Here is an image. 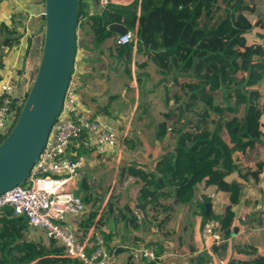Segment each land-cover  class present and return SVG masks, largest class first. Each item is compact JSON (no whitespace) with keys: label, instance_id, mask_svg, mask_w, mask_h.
Returning <instances> with one entry per match:
<instances>
[{"label":"crops","instance_id":"obj_1","mask_svg":"<svg viewBox=\"0 0 264 264\" xmlns=\"http://www.w3.org/2000/svg\"><path fill=\"white\" fill-rule=\"evenodd\" d=\"M134 1L121 3L114 0L110 3L125 6ZM253 1L255 14L252 21L264 23V0ZM93 3L97 7L94 0ZM102 12L99 9L95 14ZM92 16L95 15H84L83 29L81 19L78 20L73 80L91 118L99 125L109 124L118 133L126 131L128 135L122 150L115 147L100 152L87 144V136L72 142L68 151L84 158L75 193L83 200L85 210L79 215H66V224L77 233L79 240H87L88 253L92 250L91 236L102 234L114 264H254V257L264 252V230L259 220L264 207V166L258 181L246 183L240 193H222L209 185V167L190 176L178 191L167 186L160 178L161 173L155 170L157 162L167 152H173L175 175H185L196 163L208 160L202 158L207 143L196 145L193 139H187L182 145V138L168 131L171 123H167L165 133L160 134V123L165 120V114L179 105L175 102L171 105L172 101L167 100L171 97L168 90L172 81H179L175 72L161 69L146 54L136 53V49L133 52L132 47L130 54L122 53L115 45L117 34L111 32L102 38L101 34L95 33ZM137 24L138 20L132 31ZM256 32L264 36V29L254 27L251 34ZM43 35L44 0H0V80H14L18 84V95L34 76ZM253 38L251 36L249 41ZM81 39L84 43L79 45ZM220 148L219 143L213 147V159L217 158ZM231 160L235 164L241 163ZM258 161L264 162L256 159L251 165L242 164L254 166ZM218 166L212 169L218 171ZM129 169L152 173L156 177L157 190L172 191L169 197L159 199L157 208L149 210L145 204L148 220L137 207L134 198L137 189L130 190L134 179L133 187L141 176L134 175ZM237 176L233 166L225 179L232 181ZM116 183L122 195L111 200ZM125 204L131 208L136 220L132 221L130 212L124 209ZM167 214L168 221L159 227L158 222ZM209 214L221 215L220 219L227 225L223 227L225 238L220 243L202 234L203 221L210 218L207 217ZM151 216L157 218L153 220ZM142 223L146 224L143 228ZM47 240L45 234L32 228L23 216L12 215L9 209L0 214V264L5 258L10 262L17 258L22 264L20 257L30 254L33 246L41 244L40 247L46 249L54 242ZM151 242L158 244L156 261L133 263L130 250ZM58 256L62 257L61 254ZM76 262L71 259L55 264Z\"/></svg>","mask_w":264,"mask_h":264},{"label":"trees","instance_id":"obj_2","mask_svg":"<svg viewBox=\"0 0 264 264\" xmlns=\"http://www.w3.org/2000/svg\"><path fill=\"white\" fill-rule=\"evenodd\" d=\"M82 9L83 0H80L79 16ZM254 14L253 0H248L246 4L241 0H228L223 6L220 0H139L125 6L107 4L101 14H94L91 18L95 22V33L101 34L102 38L111 34L105 28L110 23L121 22L129 30H133L138 20L136 53L146 54L167 72L190 74L192 80L179 82L175 79L169 86V94L179 105L172 112L165 114V120L160 123L161 135L165 133L167 123H171L169 131L172 130L176 135L181 133L185 118L181 109L186 108L190 110L191 115L186 129L188 136L181 137L182 145L184 140L193 139V144L207 143V147H214L220 142L216 136L224 126L230 143L229 150L233 153H245L261 137L264 116V36L256 32L251 34L254 37L251 41L248 39L252 29H264V23L259 20L252 21ZM116 48L121 49L122 53H131L130 45ZM36 69L37 64L34 74ZM236 73L242 74L246 90L239 96V102L245 104V113L241 119L238 118L239 103L236 105L224 102L221 91L227 77ZM32 79L33 76L30 77L28 86L20 93L21 105ZM21 105L17 108L16 116ZM201 132H209L210 139L204 140ZM82 136L85 137V133ZM173 154H165L157 162L155 170L161 173L160 178H163L165 184L176 191L189 181L190 176L209 167V185L222 193H240L246 183L258 181L264 166L263 161L249 166L235 164L229 157L223 158L221 163L218 156L213 159V155L211 159L202 155L203 159L208 160L196 163L185 175H175ZM217 164L222 166L219 171L212 169ZM233 166L238 176L232 181H227L225 177ZM133 171L134 175H140V179L145 183L142 185L138 181L133 187L136 180L134 179L130 187L131 191L137 189L138 193L134 198L138 204H147L149 210L154 209L158 207L160 198L172 195L171 190H157L154 184L156 177L152 173L129 169V172ZM124 209L130 212L132 221L136 220L137 217L128 205L125 204ZM207 217L219 216L209 214ZM150 218L154 220L157 217ZM167 221L168 214L158 222V226H164ZM221 222L222 227L226 228L225 222ZM145 223H142V228ZM61 253L62 249L51 242L46 249L33 246L30 254L21 256L20 259L22 264H55L71 260L59 257ZM253 263L264 264V252L256 255ZM76 264L81 263L77 261Z\"/></svg>","mask_w":264,"mask_h":264},{"label":"built area","instance_id":"obj_3","mask_svg":"<svg viewBox=\"0 0 264 264\" xmlns=\"http://www.w3.org/2000/svg\"><path fill=\"white\" fill-rule=\"evenodd\" d=\"M93 2V0H90ZM114 0H94L97 7H88V15L105 9ZM115 45H130L135 52L138 43L137 28L128 30L115 38ZM18 84L12 79L0 80V135L8 132L17 118L16 111L21 98L16 93ZM22 106V105H21ZM170 130V126L167 127ZM88 138L87 144L100 152L117 147L122 150L128 133H118L109 124H98L84 109L82 98L71 80L65 90L59 115L50 130L46 145L32 166L25 182L0 194V214L9 209L12 215L23 216L27 223L41 230L45 236L62 247L61 256L77 260L81 264H114L105 238L94 233L91 252L86 251L87 240H79L77 233L66 224L68 214L79 215L85 204L75 193L76 181L83 163V156L71 154L68 149L73 141ZM264 185V179L262 180ZM260 227L264 230V207L259 215ZM222 222L217 217L203 221L202 234L210 236L215 243L224 241ZM158 244L148 243L130 250L133 263L155 262Z\"/></svg>","mask_w":264,"mask_h":264},{"label":"water","instance_id":"obj_4","mask_svg":"<svg viewBox=\"0 0 264 264\" xmlns=\"http://www.w3.org/2000/svg\"><path fill=\"white\" fill-rule=\"evenodd\" d=\"M80 0H44V37L40 58L18 116L0 141V194L25 182L46 145L71 80L77 49ZM110 32L124 35L113 22ZM145 219V204H138Z\"/></svg>","mask_w":264,"mask_h":264},{"label":"rangeland","instance_id":"obj_5","mask_svg":"<svg viewBox=\"0 0 264 264\" xmlns=\"http://www.w3.org/2000/svg\"><path fill=\"white\" fill-rule=\"evenodd\" d=\"M115 1H117V2L120 1L121 3H125L128 0H115ZM227 1L228 0H220V4L223 6ZM241 1L243 4H246L248 2V0H241ZM138 2H139V0H138ZM90 4H91V6H93V2H91L90 0H83V9H82V13L79 16V20L81 19L80 27L82 29H83L84 15L88 14V7H90ZM108 4H111V3H108ZM137 8H138V6H137ZM88 18H90V17H88ZM77 37H78V33H77ZM250 37L251 36L248 37L249 40H250ZM83 43H84L83 39L79 40V45H82ZM71 77H72V82L74 83L73 75ZM175 77L178 78V80L180 82L187 81V80L191 79L190 74L175 73ZM74 85L76 86L75 83H74ZM76 90L79 93L77 86H76ZM221 91H222V98H223L224 102L236 104V105H237V103H239L238 118L241 119L245 113V104H242L239 102V96H240V94H242L243 92L246 91L245 90V84H244V78H243L242 74L241 73L230 74L227 77L226 81L223 82V84L221 86ZM167 100H169L170 102L171 101L173 102V103L171 102V105L174 104L172 97H167ZM182 108H184L183 105H182ZM181 110H183L184 116H185L184 126L181 130V133L179 135H176V137L185 138L188 136L186 129L188 126V121L190 119L191 112L189 109H186V108L181 109ZM169 126H170V124H169ZM169 132L171 133L172 130ZM201 133L203 134L204 140L210 139L209 138V132H201ZM5 135L6 134L0 135V141ZM198 136H200V135H198ZM216 138L218 141H220L219 143L222 146L221 150L217 153L219 160L221 159V163H223V160H224L223 158H225V157H229L230 159L232 158L234 160H240L241 163L243 162V163L249 164V165H251L253 163V161L256 159L264 160V116L262 117L261 137L244 154L233 153L229 150L230 143L228 142V135H227V132H226V129L224 126H222V128H221L219 134L216 136ZM207 148L208 149H206L205 154H203V155H205V157L211 158L213 155H215L213 153L214 152L213 151V145L212 146L208 145ZM217 168L219 171L222 168V166H218ZM228 179H230V176L228 177ZM140 182L142 183V185L145 184L142 181H140ZM121 195H122V190L118 188V184L116 183L114 190H112V193H111V200H115L116 198H119ZM220 216L221 215H219V219H220ZM39 240H41V239H39ZM39 246H41V244H39ZM37 248H39V247H37ZM11 260H12V258H11ZM17 261H18L17 258L13 262H10L8 259L5 258L4 263L3 262L2 263L3 264H19Z\"/></svg>","mask_w":264,"mask_h":264}]
</instances>
